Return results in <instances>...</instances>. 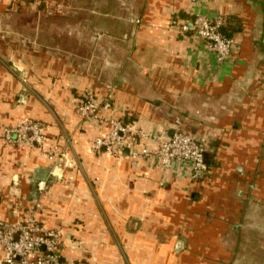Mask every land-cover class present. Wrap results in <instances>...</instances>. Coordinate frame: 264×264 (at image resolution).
<instances>
[{
  "label": "crops",
  "instance_id": "1",
  "mask_svg": "<svg viewBox=\"0 0 264 264\" xmlns=\"http://www.w3.org/2000/svg\"><path fill=\"white\" fill-rule=\"evenodd\" d=\"M65 1L0 0V221L61 230L63 264H264V0ZM196 15L224 21L228 64ZM89 92L133 129L194 136L203 175L94 152ZM27 120L55 158L5 145Z\"/></svg>",
  "mask_w": 264,
  "mask_h": 264
},
{
  "label": "built area",
  "instance_id": "2",
  "mask_svg": "<svg viewBox=\"0 0 264 264\" xmlns=\"http://www.w3.org/2000/svg\"><path fill=\"white\" fill-rule=\"evenodd\" d=\"M192 26L217 55L220 64H228L234 40L223 33L224 21L196 15ZM182 29L187 31L189 27L185 24ZM112 107L111 94L100 101L94 93L89 92L76 102L77 113L83 121L93 122L98 127L99 134L91 143L94 152L122 157L128 151L133 159L154 161L168 172L175 163H180L192 170L194 178L199 171L207 169L206 150L194 136L181 131L154 136L133 129L122 120L104 114ZM46 127L43 122L27 120L12 127L3 126L2 138L7 146H35L53 159L56 148L44 146ZM147 139L155 140L157 147L149 149L142 146L141 141ZM61 237V230L49 229L33 216L23 217L16 222L0 221V247L6 253L2 264H63L59 251Z\"/></svg>",
  "mask_w": 264,
  "mask_h": 264
},
{
  "label": "rangeland",
  "instance_id": "3",
  "mask_svg": "<svg viewBox=\"0 0 264 264\" xmlns=\"http://www.w3.org/2000/svg\"><path fill=\"white\" fill-rule=\"evenodd\" d=\"M29 1H33V0H29ZM34 1H35V0H34ZM63 2H65V6H64L63 3L57 5L56 8H55L57 11H65V10H66V6H67L66 1L63 0ZM79 5H80V4H79ZM39 6H40V8H43V7H42V4L39 5ZM40 8H34V9H35V10H36V9L39 10Z\"/></svg>",
  "mask_w": 264,
  "mask_h": 264
},
{
  "label": "water",
  "instance_id": "4",
  "mask_svg": "<svg viewBox=\"0 0 264 264\" xmlns=\"http://www.w3.org/2000/svg\"><path fill=\"white\" fill-rule=\"evenodd\" d=\"M128 152V151H127ZM201 175H203V172L202 171H199L198 173H197V176H201Z\"/></svg>",
  "mask_w": 264,
  "mask_h": 264
},
{
  "label": "trees",
  "instance_id": "5",
  "mask_svg": "<svg viewBox=\"0 0 264 264\" xmlns=\"http://www.w3.org/2000/svg\"><path fill=\"white\" fill-rule=\"evenodd\" d=\"M223 31V30H222ZM223 33H224V31H223ZM225 34V33H224ZM226 35V34H225ZM227 37H228V35H226Z\"/></svg>",
  "mask_w": 264,
  "mask_h": 264
}]
</instances>
